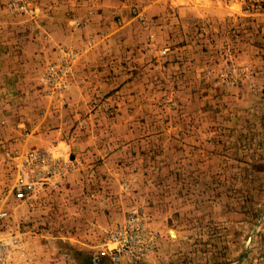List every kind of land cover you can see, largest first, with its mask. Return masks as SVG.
Wrapping results in <instances>:
<instances>
[{
    "label": "rangeland",
    "instance_id": "1",
    "mask_svg": "<svg viewBox=\"0 0 264 264\" xmlns=\"http://www.w3.org/2000/svg\"><path fill=\"white\" fill-rule=\"evenodd\" d=\"M1 44L37 104L0 119L15 264H264V0H0ZM33 147L71 163L17 201L8 157Z\"/></svg>",
    "mask_w": 264,
    "mask_h": 264
},
{
    "label": "built area",
    "instance_id": "2",
    "mask_svg": "<svg viewBox=\"0 0 264 264\" xmlns=\"http://www.w3.org/2000/svg\"><path fill=\"white\" fill-rule=\"evenodd\" d=\"M60 62L49 65L44 77V84L49 95L58 96L66 86L65 76L73 60L77 58L75 50H64ZM8 160L12 164L13 181L9 188V195L17 201L27 200L40 189L56 186L65 176L71 160L64 155H55L47 148H35L24 153L10 154ZM8 205L1 212L4 221L2 226H7L9 218L13 216L11 199L7 197ZM21 231H0V264H15L14 257L18 249L24 244ZM102 255H108V250H103ZM114 258H119L117 252H112Z\"/></svg>",
    "mask_w": 264,
    "mask_h": 264
},
{
    "label": "crops",
    "instance_id": "3",
    "mask_svg": "<svg viewBox=\"0 0 264 264\" xmlns=\"http://www.w3.org/2000/svg\"><path fill=\"white\" fill-rule=\"evenodd\" d=\"M9 48H11V51L10 49L8 50V46L0 45V119L4 122H7L5 116L12 117L18 115L28 109H32L34 105H37L31 104L32 106H30L26 104L27 100L28 103H31L30 98L33 96L29 93L33 76H31L32 73L29 75L26 73L27 68L32 66L33 62L29 63L27 60H24V58L18 57L17 52L19 50L13 53L12 46H9ZM16 48H18V46H16L15 49ZM40 82L41 79L38 80V83ZM35 93L34 91L33 94ZM37 103L43 107L47 103V99L43 96L41 99L39 97ZM46 116L44 118H46ZM16 122L17 125H21L17 120ZM43 125L46 127V124Z\"/></svg>",
    "mask_w": 264,
    "mask_h": 264
}]
</instances>
